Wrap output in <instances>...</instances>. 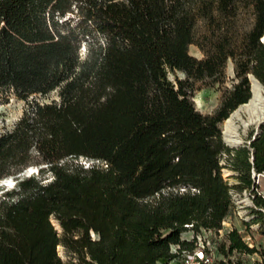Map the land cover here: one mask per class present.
<instances>
[{"label": "trees", "instance_id": "1", "mask_svg": "<svg viewBox=\"0 0 264 264\" xmlns=\"http://www.w3.org/2000/svg\"><path fill=\"white\" fill-rule=\"evenodd\" d=\"M262 37L264 0H0V88L26 101L0 132V181L15 178L0 264H166L195 246L182 231L222 228L231 187L250 189L264 237V122L237 146L220 128L252 98L248 75L264 88ZM228 58L238 80L201 112L193 91L223 83ZM233 250L256 247L232 227L217 252Z\"/></svg>", "mask_w": 264, "mask_h": 264}, {"label": "rangeland", "instance_id": "2", "mask_svg": "<svg viewBox=\"0 0 264 264\" xmlns=\"http://www.w3.org/2000/svg\"><path fill=\"white\" fill-rule=\"evenodd\" d=\"M248 17V16H244ZM263 38V37H262ZM264 39V38H263ZM189 53L193 54L197 57H202V51L193 43L188 46ZM81 55L85 54L84 46L80 47ZM227 65L225 68V78L224 82L219 84H215L213 86L202 87L196 86V89L193 91V101L195 107L204 113L212 112L220 102L221 94L226 88H231L232 85L237 82L238 79L234 77V64L231 59L228 58L226 61ZM178 77L184 76V74L180 71L176 72ZM169 78L173 79L174 76L172 73L169 74ZM199 85V84H196ZM264 93V90H263ZM51 97H55V92H50L45 100H48ZM42 99V98H41ZM26 106V101L15 97V95L9 91L0 88V132L12 127V125L18 119L17 117L22 113L24 107ZM256 125L250 126L247 134L242 138V141L247 139L249 132L251 130L255 131ZM220 128L224 132V123H220ZM244 139V140H243ZM241 141V143H242ZM81 162L84 160L80 159ZM32 170H35V167H32ZM30 171L24 172V174H29ZM232 170L227 166L222 168V176L228 179L231 183H236L237 179L231 175ZM254 177L255 184L257 185V191L264 194V175L259 173L257 176L256 173L251 174ZM9 180V181H8ZM15 183L14 177H9L7 179H3L0 181V185L11 187ZM9 184V185H6ZM230 192H232L233 206L231 207V211L228 216L221 222L222 228L217 232L207 230V229H199L198 231H194L192 229H187L180 233V238H184L187 240H194L195 245L204 243L212 247L215 253V257L217 259H224L226 264H252L254 260H260L264 255V237L259 238L255 236L253 238L251 234V230H256L259 227L258 223H253L248 221L252 216L251 207L252 203V195L249 188H244L241 190H237L234 187H231ZM264 213V207H263ZM244 221H248V225L244 223ZM235 227L238 229V232L242 236L243 240L248 241L251 245L255 243L256 251L252 253H242L239 251H231L228 255L223 256L219 252H217V247L219 243L222 242L224 233L228 231L230 228ZM208 243V244H207ZM177 249L176 245H171L170 250L175 251ZM58 253L62 258H65L64 251L61 246H58ZM178 256H175V259L170 260V262H166V264H179ZM157 264H162V261H158Z\"/></svg>", "mask_w": 264, "mask_h": 264}, {"label": "bare ground", "instance_id": "3", "mask_svg": "<svg viewBox=\"0 0 264 264\" xmlns=\"http://www.w3.org/2000/svg\"><path fill=\"white\" fill-rule=\"evenodd\" d=\"M250 79L252 98L249 102L241 104L236 111L224 120L223 138L229 144L241 142L250 126L256 125L258 121L264 119V89L258 79H254L252 75H250ZM53 222L58 227L57 222L55 220Z\"/></svg>", "mask_w": 264, "mask_h": 264}, {"label": "built area", "instance_id": "4", "mask_svg": "<svg viewBox=\"0 0 264 264\" xmlns=\"http://www.w3.org/2000/svg\"><path fill=\"white\" fill-rule=\"evenodd\" d=\"M261 174L264 175V173ZM258 175L259 174H257V176ZM185 225H187L188 227L191 226V224H185ZM176 246L178 247V245ZM178 258H179L178 261L179 264H218L214 250L212 249V247L205 245L204 243L197 244L192 249L182 248L181 251L178 253Z\"/></svg>", "mask_w": 264, "mask_h": 264}, {"label": "water", "instance_id": "5", "mask_svg": "<svg viewBox=\"0 0 264 264\" xmlns=\"http://www.w3.org/2000/svg\"><path fill=\"white\" fill-rule=\"evenodd\" d=\"M252 75V74H251ZM253 76V75H252ZM248 78H250V76L248 75ZM253 78L254 79H256L254 76H253ZM261 83V82H260ZM262 85V84H261ZM262 87H263V85H262ZM264 89V88H263ZM264 122V119H262V120H260V121H258L257 122V124H256V129H255V131H254V133H253V135H252V138H253V136L257 133V131H258V126L261 124V123H263ZM222 140L224 141V143L225 144H228L229 146H237V145H239V144H241V142H237V143H234V144H229V143H227V142H225V140H224V138H223V135H222ZM247 142H249V140H247ZM30 171V173H32V172H34V170H29Z\"/></svg>", "mask_w": 264, "mask_h": 264}]
</instances>
